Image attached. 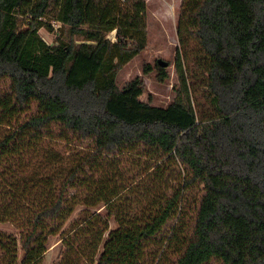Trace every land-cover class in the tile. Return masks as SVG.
<instances>
[{
    "label": "trees",
    "instance_id": "1",
    "mask_svg": "<svg viewBox=\"0 0 264 264\" xmlns=\"http://www.w3.org/2000/svg\"><path fill=\"white\" fill-rule=\"evenodd\" d=\"M146 13V0H0V82L9 83L0 123L36 108L0 138V223L18 230L0 231V264L43 263L79 201L69 193L76 186L118 224L109 230L99 213L76 222L62 234L58 264H264V0H182L179 85L167 106L141 99V76L117 83L148 45ZM53 20L61 25L50 44L39 30L54 32ZM157 69L164 81L166 67ZM54 128L86 144L91 158L146 157L129 188L162 180L172 162L182 183L128 216L115 202L123 182L81 181L89 156L57 186L7 178L2 163L23 151L26 136ZM192 190L201 191L193 206Z\"/></svg>",
    "mask_w": 264,
    "mask_h": 264
},
{
    "label": "rangeland",
    "instance_id": "2",
    "mask_svg": "<svg viewBox=\"0 0 264 264\" xmlns=\"http://www.w3.org/2000/svg\"><path fill=\"white\" fill-rule=\"evenodd\" d=\"M146 2L148 45L142 53L121 68L117 76V83L119 87H123L129 80L141 76L145 82V90L141 99L150 101L153 105L167 106L174 101L176 87L179 85V77L175 69V57L179 46L177 24L182 0H146ZM52 23L55 26L54 32L44 27L39 30L40 35L50 44L55 41L56 29L61 25L55 20ZM114 35L113 32L110 37L114 38ZM159 59L169 62L166 67L169 76L164 81L160 80L158 76L157 63ZM145 64L152 66V70L148 74L144 73ZM8 84L7 81L0 82V94L4 95L7 92ZM35 112L36 108L32 106L31 109L16 115L14 118L4 119L0 123V138L9 136L23 120ZM54 130L52 131L55 134L58 128H54ZM21 143L23 151L12 157H7L6 161L2 163V171L7 174L9 172L7 178L16 177L20 180L38 177L42 183L47 180L57 186L60 185L61 180L68 174L71 167L84 163L89 156V161H87L89 166L82 172L81 181H93V178H96L98 182H101L107 177H113L116 183L123 182L121 184L127 187L124 192L120 193L115 202L120 212L123 213L125 209L128 216L139 211L141 207L151 202L150 200L162 199L173 189L178 188L183 180V169L177 163L172 162L166 167L162 180L152 181L151 178L148 180L146 176L140 183H132L130 186L134 185L129 188V183L133 182L132 180L137 176L144 174L146 164H148L147 158L142 155L125 152L116 157L99 156L91 158V149L86 144L78 142L71 136L68 139L57 134L28 135L26 140ZM22 183L23 181H20L17 184L22 185ZM192 191L187 194V200L193 206L201 191ZM14 192L16 193L17 190L14 189ZM69 193L70 197L77 196L79 201L72 214L62 224L60 232L50 237L49 248L42 264H58L66 249L61 243L62 234L69 232L76 222L93 213H99L98 215L102 219L109 222V230L117 227L116 216L108 217L104 206H88L83 202L88 194L86 189L76 186ZM185 203H187L186 199ZM0 231L18 233L12 224L0 223ZM107 234L108 232L105 236ZM19 256L20 259L23 258L22 251H20Z\"/></svg>",
    "mask_w": 264,
    "mask_h": 264
},
{
    "label": "water",
    "instance_id": "3",
    "mask_svg": "<svg viewBox=\"0 0 264 264\" xmlns=\"http://www.w3.org/2000/svg\"><path fill=\"white\" fill-rule=\"evenodd\" d=\"M158 63L163 66V67H167L169 65V62L168 61H165V60H162V59H159L158 60Z\"/></svg>",
    "mask_w": 264,
    "mask_h": 264
}]
</instances>
